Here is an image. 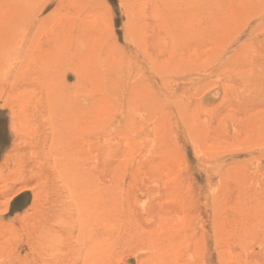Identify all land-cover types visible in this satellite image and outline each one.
<instances>
[{
	"label": "rangeland",
	"instance_id": "obj_1",
	"mask_svg": "<svg viewBox=\"0 0 264 264\" xmlns=\"http://www.w3.org/2000/svg\"><path fill=\"white\" fill-rule=\"evenodd\" d=\"M0 264H264V0H0Z\"/></svg>",
	"mask_w": 264,
	"mask_h": 264
}]
</instances>
